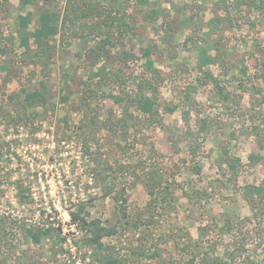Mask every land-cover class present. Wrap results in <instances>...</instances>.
<instances>
[{
  "label": "rangeland",
  "instance_id": "obj_1",
  "mask_svg": "<svg viewBox=\"0 0 264 264\" xmlns=\"http://www.w3.org/2000/svg\"><path fill=\"white\" fill-rule=\"evenodd\" d=\"M48 1L60 10L67 3L35 0L23 7L20 0H0V148L4 152L0 164V264H104L96 248L86 243L88 233L80 225L75 223L76 231L70 234L64 231L74 223L70 213L81 205L80 214L86 219H99L106 227H117V233L102 241L110 248V256L130 264H191V251L197 244L203 251L214 248L230 264H264V214L257 217L240 193L241 186L264 179V163L251 168L248 158L252 152L264 154L258 142L262 136L264 144V94L253 88L264 91V6L258 2V6L246 5L240 11L231 9L229 22L228 15L216 8V0H152L165 13L150 23L139 5L120 0L132 15L128 21L133 32L112 48L107 66L122 68V79L134 87V81L145 70L142 48L150 46L155 65L164 77L158 97L179 107L173 113H164L161 126L113 136L102 123L110 115L117 119L123 107L111 98L99 100L103 92L117 94L121 90L118 80L109 79L98 90L100 97L94 107H99L95 108L99 123L93 137L79 128L84 114L80 97L85 81L92 76L89 59L79 53L95 45L100 37L94 34L87 40L78 38L71 45L57 48L46 76L44 64L36 62L33 51H25L17 41L8 39L20 13L32 11L30 27H36L39 9ZM102 18L103 15L94 16L93 22ZM168 23L173 33L169 38ZM213 43H218L220 50L210 48L209 53L225 58L230 66L227 74L217 63L200 67L202 47ZM124 50L135 54L126 63L117 57ZM209 69L231 97L240 101V108L233 98L218 100L213 82L202 80L204 70ZM10 77L15 79L11 83ZM41 79L49 85L48 106L23 110L19 89L39 86ZM189 85L197 87L191 96L202 109L199 113L192 110L191 125L197 126L202 117H210L213 122L195 161L187 153L185 142L179 153L171 144V131L185 126L182 115ZM64 94L67 100H62ZM254 125L259 126V132ZM225 149L242 159L236 184L224 185L227 177L219 165ZM87 150L98 156L103 166L111 167L104 173L109 175L104 181L96 179L97 162ZM153 161L160 163L170 181L175 180V203L151 216L146 208L147 190L132 171L143 175ZM196 162L201 165L200 174L192 172ZM19 182L30 194L26 203L17 197ZM123 188L127 214L136 223L132 228L120 211L118 193ZM79 202L82 203L77 206ZM30 227L47 229L49 233L37 244L26 232ZM133 248L145 253L133 254ZM233 250L241 254L230 260Z\"/></svg>",
  "mask_w": 264,
  "mask_h": 264
},
{
  "label": "trees",
  "instance_id": "obj_2",
  "mask_svg": "<svg viewBox=\"0 0 264 264\" xmlns=\"http://www.w3.org/2000/svg\"><path fill=\"white\" fill-rule=\"evenodd\" d=\"M20 1L22 5H28L35 2V0ZM131 1H133L135 5L140 6L145 20L150 23L157 21V19L165 13L159 5L156 6L155 1ZM258 2H260V6H264V0H216L215 6L217 9L225 12L228 15L226 18L231 22V17L229 15L233 9L235 11H240L246 5L258 6ZM101 15H103L104 18H102L100 22H93L94 16ZM131 17L132 15L127 11L126 4H123L120 0H115V3L111 5H100L97 2H89L88 0H67L63 10L56 8L54 4H51L48 1L47 3L44 2V5L39 9L38 23L36 27L33 29L30 28L31 23L33 22V12L27 11L25 15H18V35L10 34L8 37L11 42L18 39L19 45L25 48V51L34 50L33 56L36 58V62L44 64L45 71L43 73L45 76L48 74L46 70L49 68V62L53 59L57 48L71 45L78 38L87 40V38L94 34H97L96 36L100 37L95 45L87 48L84 53L82 51L79 53L80 57L84 55L89 59L90 65L88 68H90L89 71L92 75L89 76V81H85L80 97L81 105L84 107V114L79 128H83L84 132H87V134L93 137L96 135L95 128L99 123V117L97 115L98 111L96 110L99 107H94L96 106V98L99 99L100 97L98 90L101 91V87L107 84L109 79L114 82L118 80L121 85V90L117 94L103 92L101 93L99 100H102L101 98H111L115 104L122 105L123 107L122 112L117 119H113V115H110V118L107 120L108 122L105 121L102 123L103 126L107 127L112 132L113 136L122 137L128 134L131 130L161 126L164 123V113H173L179 107L177 104L170 105L166 102H162L158 97V91L160 85L164 81V77L161 70L155 65V61L152 58L153 51L150 46L142 48V55L145 57V70L140 78L134 81V87L130 88L128 81L122 79L124 78L122 76L124 75L122 68H110L107 66L106 62H109L113 55L111 51L112 48L118 45V43L122 41V38H127L129 34L133 32V27L129 25L128 21ZM90 19H92V22ZM189 19L192 20L193 17L189 16ZM215 20L218 21L219 19ZM211 25L214 26V23L211 22ZM167 27L169 28L167 38H169L173 34L171 23H168ZM100 33L101 35H98ZM210 48L220 50L218 43H213L212 46L204 45L199 57L200 67L203 68L211 63H217L221 67L222 72L227 74L230 70V66L226 64L225 58H223L221 54L212 57L209 53ZM1 51L4 52L5 49H2ZM115 53L118 54L117 52ZM117 57L118 60L126 63L129 58H134L135 54L124 50L122 51V55H118ZM103 58L105 59L104 63L99 65ZM97 65H99V67L97 68V71H94ZM202 80L205 81V83L213 82L216 94L219 98L218 100L222 99L226 102L233 98L236 106L240 108V101L231 97V93L226 91V87L221 84L219 78L216 77L210 69L204 70ZM95 84L97 87H95ZM253 88L256 93L264 94V91L260 87L254 86ZM49 90V85L44 79H41L39 86H22L18 91V94L23 96V102L21 105L22 109L26 111V109L30 107H37L40 105L48 106V97L50 95ZM196 90V86L189 85L185 91L186 101L182 115V120L185 126L183 127V130L171 131V144L174 151L179 153L182 148L181 143L185 142L187 153L194 161L201 153L206 136L213 129V122L210 117L200 118L198 125L195 127L191 125L192 110H195L198 113L202 112V109L195 98L191 96ZM67 99V94H64L62 100ZM253 129L259 132L258 125H254ZM262 139V136L258 139L261 150L264 148ZM86 152L94 158L95 162H97L96 169H94L96 179L98 178L99 180L104 181V179L109 177V175L104 173L107 170H110L111 167L108 165L103 166L98 160V156H95L92 151L87 150ZM3 157V149L0 148V164ZM248 158L249 166L251 168L256 167L260 163H264V154L261 152H252ZM220 159L219 166L223 169V175L227 177L224 181V185L228 183L236 184L243 166L242 159L239 156L232 154L228 149L223 151ZM124 168L126 169L125 166ZM191 169L192 172L197 174L201 173V165L198 162H196ZM132 172L138 177L139 181L147 190L149 200L146 208L151 216L152 214L154 215V213L168 210L174 205L175 196L174 191L172 190V185L175 184V180L170 181L169 177L166 176L165 171L160 167L159 162L153 161L151 165H147L143 175H138L135 171ZM17 189V197H19V201L24 202L25 200L26 203L30 199V194L29 192H25L22 182L18 183ZM121 190L122 192L118 193L120 211L123 217L126 218L129 227L132 228L136 226V223L130 217V214H127V199L124 195V188ZM194 192L199 194V190H194ZM240 193L242 198L255 212L254 214L257 217H262L264 214V179L258 184L248 183L241 186ZM187 194L190 200L193 199L192 195H189V193ZM195 197L198 198V196ZM80 203L82 202H79L77 206H79ZM78 208V211H72L70 213L72 221L80 225L81 229L87 231L88 235L86 243L89 246L96 248L99 260L104 262V264H130L122 258L110 256L108 251L110 248L102 241L103 237L117 233V227H106L102 225V222L99 219H86V217L80 214V210L83 206L81 205ZM202 229L204 230V227H202ZM228 230H230L229 226ZM26 232L33 242L38 244L42 242L43 237L49 233V230L47 231V229L30 227L26 229ZM188 240V246H190L191 240ZM201 246L202 245L197 244L195 245V248H193V251H191V253L193 252L191 264H230V261L217 254L214 248L211 249L212 251L208 252L200 250L202 248ZM104 250H107V252H104ZM236 251H238V247ZM236 251L233 250L232 253H229L231 257L230 260H234V258L240 256L241 253L235 254ZM132 253L144 254L145 252L142 249L138 250L133 248ZM153 254L156 255V252ZM170 264L176 263L171 261Z\"/></svg>",
  "mask_w": 264,
  "mask_h": 264
},
{
  "label": "crops",
  "instance_id": "obj_3",
  "mask_svg": "<svg viewBox=\"0 0 264 264\" xmlns=\"http://www.w3.org/2000/svg\"><path fill=\"white\" fill-rule=\"evenodd\" d=\"M19 4L22 5L21 4V1L19 2ZM22 6L23 7H26L27 5L25 4V5H22ZM18 24H19V20H18V17H17V20L15 21V29L11 32V34L16 35V36L18 35ZM31 29H33V28H31ZM13 41H17V43L19 45V40L18 39H15ZM21 48H23V47H21ZM24 50H25V48H24ZM31 51H33V54H34V50H31ZM13 80H15V79L13 77H10L9 80H8V82L11 83V82H13Z\"/></svg>",
  "mask_w": 264,
  "mask_h": 264
},
{
  "label": "built area",
  "instance_id": "obj_4",
  "mask_svg": "<svg viewBox=\"0 0 264 264\" xmlns=\"http://www.w3.org/2000/svg\"><path fill=\"white\" fill-rule=\"evenodd\" d=\"M31 199H32V197H31ZM76 228H77V226H76V224L75 223H71V227L70 228H65L64 229V231L66 232V231H69V234H70V231L72 230V231H76ZM65 235H67V233H65Z\"/></svg>",
  "mask_w": 264,
  "mask_h": 264
}]
</instances>
